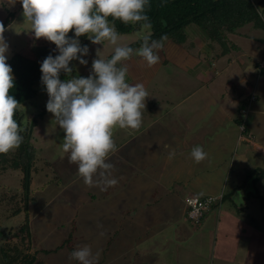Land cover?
<instances>
[{"label":"rangeland","instance_id":"obj_1","mask_svg":"<svg viewBox=\"0 0 264 264\" xmlns=\"http://www.w3.org/2000/svg\"><path fill=\"white\" fill-rule=\"evenodd\" d=\"M253 1L259 7L264 6V0ZM22 11L19 0H16L14 5H11V0H0V22L8 16L11 19L3 33L9 45V51L6 53L8 59L16 52L31 55L33 46L49 43L44 38L34 37L30 26L24 22ZM192 28L195 27L189 26L186 32H190L189 35L194 37L195 33H191ZM240 31L253 34L250 26H244ZM259 35L264 37V29L259 32ZM120 36L122 45H128L138 39L137 32L123 33ZM191 37L184 44L185 49L193 53L205 49L201 48L200 40L195 42ZM87 40L86 45L89 52L82 58L88 63L81 65L79 60L71 61L69 67L73 68V71L70 75L61 72L59 76L61 81L72 77H88L91 73L92 61L97 58V55L106 58L114 52V46L107 41L99 45L92 44L88 38ZM260 42L258 59H251L248 56L241 57V60L238 59L236 63L241 66L235 76L229 78L219 73L212 77L213 82L211 83H215L217 87L215 93L218 100H221L222 83L227 86L222 95L227 105H229L227 100L240 93L242 96L240 98L246 99L247 105L245 110L239 108V116L245 124H253L255 135L253 140H240L236 150L229 157L223 158L222 155H215L226 162L225 171L220 180L221 184L222 180L224 182L221 185L222 192H219V188L217 196L220 197L223 192L232 191L231 186L235 185L234 191L245 197L242 203L247 204H244L239 212L240 205H235L231 201L232 195L231 199L225 200L220 205L223 211H231L238 215L235 216L238 219L235 218L236 223L240 226L245 224L241 228L233 229V226L225 225V221L221 224L216 220L214 223L208 220L209 222H206L204 227L202 222L192 224L188 219L184 202L185 196L191 191L185 187V184L174 182L172 192L166 188L156 187L154 189L153 185L149 184L150 177L145 180L147 182H143L141 172H130L129 168L132 166L123 164L121 160H115V158L108 159V162L114 165L112 177L118 181L115 186L105 188L102 184L91 187L85 185L78 175L77 166L69 163L67 154L62 152L61 145L64 135L62 129L57 125L53 115L47 113L43 119L39 120L33 131L32 143L37 148L38 155L35 162L36 170H33L31 179L30 195L35 198V203H29L27 211L21 210L17 214H11L12 204L0 201V231L6 228L18 229L27 218L32 233L29 252L38 251L35 255L43 261V264H78L70 258L69 254L82 245L90 246L94 254L97 251L100 253L96 264H222L219 262L221 259L217 258L222 255L220 254L222 241L230 250L231 248L234 250V247L238 252L244 249L238 255V260L241 262L236 264H245L246 259L253 260L254 264H264V201L261 200L264 197V177L259 173L264 171V156L257 150L256 143L254 144V142L264 144V112L262 114L251 112L253 109L264 111V69L260 71L261 68L258 66L263 57L264 40L261 39ZM165 43L164 48L167 45ZM244 43L246 40L242 42ZM158 55L162 56L160 50H158ZM203 56L201 57L202 63L212 64V61L217 60L211 50L205 51ZM222 58L226 62L228 56H220L221 63ZM211 67L213 75L216 73L217 66L212 64ZM237 67L232 66L230 69L236 71ZM174 68L169 61L165 64L161 61L153 83V89L161 87L167 90L164 91L166 97H170L171 94L168 85L170 79L167 74L170 73L169 76H171ZM200 68L201 65L195 71H199ZM240 72L245 76L240 75ZM186 75L189 76L187 73ZM179 85L184 87L186 83H178ZM237 87L239 89H236ZM152 97L157 96L152 95ZM172 97L174 99V96ZM47 100L45 86L38 83L36 95L29 102L30 104H23L25 110L21 109L25 119L30 120L32 115L46 104ZM236 113L238 114L237 111ZM219 152H222L221 149ZM148 158L154 162L153 157ZM210 162V167H214L216 161L211 158ZM21 177L22 174L16 170L0 175V199L3 194L13 193L19 189ZM190 195L200 196L199 193H191L187 196ZM16 199L21 204L18 201L19 198ZM184 207L185 213H183ZM149 215L153 216L148 226L147 217ZM254 228L256 229L255 234L259 233L258 237L250 233V230ZM236 232L240 237L234 235ZM150 235L151 239L148 238ZM228 241L236 243L235 246ZM56 247L59 249L47 254L39 250L41 248L51 250ZM225 254L228 257V254Z\"/></svg>","mask_w":264,"mask_h":264},{"label":"clouds","instance_id":"obj_2","mask_svg":"<svg viewBox=\"0 0 264 264\" xmlns=\"http://www.w3.org/2000/svg\"><path fill=\"white\" fill-rule=\"evenodd\" d=\"M24 22L36 39L44 38L55 44L58 55L49 54L40 65L41 82L48 95L46 110L62 129V152L69 163L77 166L78 175L87 186H115L112 177L114 165L108 162L117 145L113 130H139L143 122L145 101L149 93L143 83L127 82L128 66L123 63L133 55L142 58L151 67L160 61L158 50L168 39L164 34L152 39V23L146 14L149 0H19ZM16 0H11L14 5ZM258 12L260 9H257ZM112 21L125 25H139L137 31L140 47L133 49L120 44L121 36ZM74 31L75 38L68 36ZM0 23V154H7L20 147L23 128L16 120L18 110H25L10 91L14 88V76L7 63L9 45ZM90 34V35H89ZM87 36L92 44L107 41L114 46L111 58L92 61L88 77H72L61 81L60 73L70 75L69 64L88 61L87 45L81 46L79 37ZM167 147V145L165 146ZM174 155L170 153L169 158ZM190 156L200 163L207 158L202 146H194ZM98 177V179H97ZM100 253L95 254L88 245L70 252L78 264H96Z\"/></svg>","mask_w":264,"mask_h":264},{"label":"crops","instance_id":"obj_3","mask_svg":"<svg viewBox=\"0 0 264 264\" xmlns=\"http://www.w3.org/2000/svg\"><path fill=\"white\" fill-rule=\"evenodd\" d=\"M261 8L263 9L264 6ZM245 26H250L253 34L241 32L240 29L242 27L238 29L237 33L229 34V42L232 45L231 52L227 54L228 58H226V62L223 61L224 58H222V63L219 61L220 58L212 61V64L217 66L216 73L213 75L211 73L212 64L202 63L201 60L205 51H210V48L206 44L205 37L195 28L191 30V33H195L194 37L189 35L190 32L186 33L189 39L191 37L195 42L201 41V48H205L202 51L199 50L193 53L185 49L184 45H177L168 41L165 43L167 44L165 45L166 47L160 49L162 56H159L160 61L156 65L149 67L142 58L135 55L128 61L123 62L128 66L127 82L129 84L143 83L149 93V97L145 101L143 122L139 130L119 128L113 130V139L118 151L111 154L108 159L115 158V160H121L123 164L132 166L129 168V171L141 172L143 182H147L145 180L147 177H150L149 184L153 185L152 188L154 189L160 187L172 192L173 183L178 182L185 184V187L191 191L189 194L199 193L200 195L217 196L219 192H222L221 185L224 182L222 180L221 184L220 180L223 177L226 162L222 158L215 157V155H222L223 158L229 157L236 150V146L240 140H253L255 135L252 128L253 124H245L241 116H239V108L241 107V109L245 110V106L247 105L246 99L242 100L240 98L242 96L236 90L239 88L234 89L239 94L227 100L229 102V105H227L224 103L225 101L222 96L227 86L222 83L221 100H218V96L215 93L217 87H215V83H211L213 82L212 77L219 73L229 78L235 76L241 66V64L236 63L238 59L241 60V57L248 56L251 59H258L261 45L260 40H264V37H261L259 32L263 28H254L250 24ZM244 40H246V43L242 44ZM262 56V60L258 66L264 69V52ZM161 61L164 64L166 61H169L175 67L171 76H169L170 73L167 74V77L170 79V81L168 80L171 91L170 97H166L164 91L167 90H163L159 86L158 89H153V83L161 66ZM200 65V70L195 71ZM237 65L239 66L237 67ZM232 66L237 67V70L230 69ZM186 73L189 74L188 77ZM239 74L245 76L241 72ZM174 83L176 84L172 87ZM178 83H186V85L182 87V85L178 86ZM181 93L183 94L180 95ZM151 94L157 97L153 98ZM172 96H174V99ZM235 100L237 103H235ZM242 104L244 105L241 106ZM235 111L238 114H235ZM251 112L262 114L264 111L253 109ZM254 144L257 150L264 156V144L258 142H254ZM166 145L167 147H165ZM194 146H202L207 153V158L200 163L194 162L190 156L191 149ZM219 149L222 152H219ZM212 150L214 152H211ZM172 152H174V155L169 158ZM122 153L123 155H121ZM148 157H153L155 159H153L154 162ZM211 158L216 161L212 168L210 167ZM231 187L234 188L235 185ZM219 188L220 191L218 192ZM232 197V199L230 198L231 201L235 205H240L238 212L241 211V207L245 204L242 203L245 197L237 191H233ZM220 205H222V201L218 206L213 204L212 208L201 217L199 222H193L188 219L192 224L202 222L203 227L206 222H209L208 220L213 223L216 220V222H221V224L222 221H225V225H231L233 229L236 228L237 230L242 225H245H238L235 220L238 215L233 214L231 211H223ZM183 213H185V207ZM152 216L149 215L147 217L148 226L151 223L150 218ZM149 229L151 230L152 228ZM208 230L211 231L210 229ZM254 230L251 229L250 233L258 237L259 233L255 234L256 229L254 228ZM236 233L234 235L240 237ZM151 235L148 236L149 239H151ZM229 243H233V241ZM235 244L233 243L234 246ZM226 246L224 241H222V245L220 246V254L222 255L217 257L221 259L219 262H222V264L241 262L238 260V255L244 249L238 252L237 248L234 247V250H232L229 246L230 250ZM225 253L228 254V257ZM223 256L226 258H222ZM246 257L245 255L244 258L246 259ZM254 263L253 260L246 259L245 264Z\"/></svg>","mask_w":264,"mask_h":264},{"label":"trees","instance_id":"obj_4","mask_svg":"<svg viewBox=\"0 0 264 264\" xmlns=\"http://www.w3.org/2000/svg\"><path fill=\"white\" fill-rule=\"evenodd\" d=\"M257 9L260 11L258 12ZM146 14L152 23V39L159 40L162 35L166 34L168 37L166 41L170 40L184 45L188 40L186 29L189 26H194L205 37L207 46L217 58L231 52L232 45L229 42V34L237 33L239 28L247 24H251L254 28L264 29V8L259 7L253 0H149ZM109 20L110 23L115 24L119 34L137 32L139 29L138 24L125 25L119 20L112 21L111 18ZM10 21L8 16L0 23L6 27ZM68 36L75 38L74 31H70ZM78 39L81 46L87 44V36H80ZM140 44L141 41L136 39L127 46L137 49ZM55 49V44L51 42L40 44L31 48V55L16 52L7 60L14 76V88L10 94L22 105L29 103L36 95V85L42 83L40 65L49 54L53 57L59 54ZM113 53L106 58H111ZM47 113L49 112L46 110L45 104L32 115L30 120H26L24 112L18 110L15 118L23 128L21 133L23 142L19 148L7 154H0V175L13 170L22 174L19 189L13 193L3 194L0 199L2 202L12 204L11 214H17L21 210L27 211L29 203H35V198L30 195L31 179L33 170H36L35 162L38 155V150L32 143L33 131L39 120L43 119ZM259 173L264 177L263 170ZM235 188L230 192H223L221 201L230 199ZM17 197L21 204L17 202ZM199 197L203 198L204 195ZM261 200L264 201V197ZM220 202L216 205L218 206ZM31 234L27 218L18 229L6 228L1 230L0 264H43V261L35 255L38 251L29 252ZM58 249L59 247L51 250L43 248L39 250L47 254Z\"/></svg>","mask_w":264,"mask_h":264},{"label":"built area","instance_id":"obj_5","mask_svg":"<svg viewBox=\"0 0 264 264\" xmlns=\"http://www.w3.org/2000/svg\"><path fill=\"white\" fill-rule=\"evenodd\" d=\"M221 197L222 195L220 197L206 195L203 198L196 195L185 197L184 202L187 207L188 218L193 222H199L205 212L212 208L213 204L221 201Z\"/></svg>","mask_w":264,"mask_h":264}]
</instances>
